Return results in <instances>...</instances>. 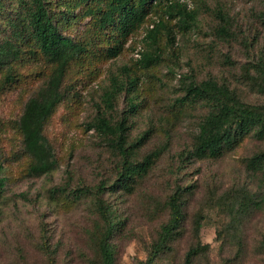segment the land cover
Segmentation results:
<instances>
[{
	"label": "rangeland",
	"instance_id": "1",
	"mask_svg": "<svg viewBox=\"0 0 264 264\" xmlns=\"http://www.w3.org/2000/svg\"><path fill=\"white\" fill-rule=\"evenodd\" d=\"M183 1L188 12H197V22L190 31H183L172 20L174 47L163 37L159 43L162 62L148 71L139 67L138 59L147 30L163 17L160 9L152 11L117 58L107 59L102 51L110 40L96 30L94 18H83L93 1L48 0L58 18L72 9L61 31L85 45L87 57L70 64L63 85H70L69 95L44 128L56 167L33 176L18 124L27 101L45 86L55 65L46 61L25 32L23 9L15 0H4L0 39L11 38L20 57L0 69V178L6 180L0 200V264H90L97 259V229L106 226L98 213V199L111 207L112 222L125 221L123 232L112 239L115 264H138L147 259L169 219L168 203L179 191L184 203L183 231L173 251L156 264L184 263L198 214L204 217L202 242L211 248L195 264H264V203L251 206L243 215L238 212L242 194L255 201L264 197V174L246 167L247 159L264 151V141L247 138L218 160L198 159L191 152L208 108L177 102L186 79L213 78L237 91L246 103L264 106L263 92L244 71L246 65L264 60V0ZM221 13L231 37L218 33ZM126 66L139 78L134 99L137 112L128 120L129 141L149 134L137 152L140 161L161 152L131 193L109 190L121 160L89 127L111 78L125 80L122 69ZM8 69L13 82L5 80ZM130 99L125 92L120 94L107 116L119 121L128 113ZM101 186L106 188L100 190ZM80 190L83 196L78 200Z\"/></svg>",
	"mask_w": 264,
	"mask_h": 264
},
{
	"label": "trees",
	"instance_id": "2",
	"mask_svg": "<svg viewBox=\"0 0 264 264\" xmlns=\"http://www.w3.org/2000/svg\"><path fill=\"white\" fill-rule=\"evenodd\" d=\"M23 9L26 21L25 32L33 39L46 61L55 65V70L48 82L27 101L23 114L19 120V130L23 137L24 151L31 158L29 172L33 176L50 173L56 167V160L52 146L44 135V128L53 116L58 106L68 97L70 85L63 87L68 75L70 64L87 57V47L74 41L62 33L60 25L68 22L72 16V9L67 8L61 17L55 16L48 6V0H15ZM89 0H85L87 2ZM90 6L83 13V18H94V27L103 33L109 44L102 51L107 59L117 58L123 51L128 39L145 23L148 16L156 8L160 9L163 17L148 29L145 37V48L138 59V65L150 71L162 62L160 41L166 38V44L174 47L175 33L170 22L175 21L179 30L190 31L197 22V12H188L183 0H92ZM5 8L4 0H0V15ZM219 35L231 37L224 14H220ZM15 27L18 25L13 22ZM22 30L17 31L18 35ZM175 49V48H174ZM20 57L11 38L0 39V69L16 61ZM125 80L113 76L109 87L103 92L102 105L90 124L100 136L107 141L121 160L120 171L110 191L123 190L131 193L138 179L145 177L159 158L161 152H152L141 161L137 159V152L145 145L149 134L146 132L134 141H129V115L137 112L134 102L139 91V78L129 67H123ZM245 74L253 84L264 94V60L245 66ZM251 72H254L252 75ZM6 82H13L14 77L8 69ZM184 94L178 98L180 106L205 105L208 109L199 122L197 134L191 155L198 159L218 160L227 153L236 150L247 138L264 141V106L250 105L243 101L237 91L226 83L208 78L202 82L186 79ZM125 92L130 96L128 113L123 114L119 121H112L106 114L115 108V103ZM75 93V92H74ZM1 130V123H0ZM246 167L252 173L264 174V151L258 152L246 160ZM0 165V169H1ZM6 180L0 178V200L3 199ZM106 187L101 186L100 190ZM181 192L174 195L168 203L169 219L161 227L158 239L152 245L145 261L138 264H156L163 255L173 251L174 244L179 240L183 231L185 219ZM83 191L76 195L81 199ZM241 199V198H240ZM238 202V212L243 215L251 206L264 203V197L255 201L250 195L242 194ZM245 201V204H244ZM97 208L100 218L105 222L104 229H97V259L90 264H115V246L112 243L114 235L121 234L125 221L112 222V209L102 199H98ZM234 211V209H232ZM203 215H196L193 222V243L185 254L183 264H195V261L210 252V244H204L201 239ZM264 250V247H263Z\"/></svg>",
	"mask_w": 264,
	"mask_h": 264
},
{
	"label": "built area",
	"instance_id": "3",
	"mask_svg": "<svg viewBox=\"0 0 264 264\" xmlns=\"http://www.w3.org/2000/svg\"><path fill=\"white\" fill-rule=\"evenodd\" d=\"M151 27L153 28V25H152ZM140 50H141V52H142L143 49L141 48ZM140 55H141V53H140ZM140 55H139V53H138V54H137V58L140 57Z\"/></svg>",
	"mask_w": 264,
	"mask_h": 264
}]
</instances>
